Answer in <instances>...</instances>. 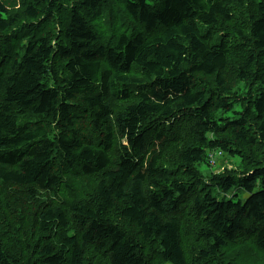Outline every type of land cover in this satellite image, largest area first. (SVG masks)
<instances>
[{
  "label": "trees",
  "instance_id": "16d2710c",
  "mask_svg": "<svg viewBox=\"0 0 264 264\" xmlns=\"http://www.w3.org/2000/svg\"><path fill=\"white\" fill-rule=\"evenodd\" d=\"M17 1L0 0V182L39 202L33 239L0 238V264H187L191 212L201 264L236 243L237 264H264V0L232 29L254 0ZM212 153L244 169L204 174Z\"/></svg>",
  "mask_w": 264,
  "mask_h": 264
},
{
  "label": "rangeland",
  "instance_id": "374dc122",
  "mask_svg": "<svg viewBox=\"0 0 264 264\" xmlns=\"http://www.w3.org/2000/svg\"><path fill=\"white\" fill-rule=\"evenodd\" d=\"M10 1V5L8 6L9 9H16L20 8V3L17 0H7ZM263 0H254L253 2H246L244 6L237 10L236 17L239 19L237 21H234L232 24H228V27L232 29L235 25L241 27L245 23V17H247L250 13L256 12V9L258 8L259 2ZM13 2H17L14 3ZM112 18L110 17V14L106 13V15L98 14L95 17V24L98 25V29L102 30V36L104 40H108L109 37L113 35L112 31H110V21ZM122 21L124 20L121 19ZM43 29V28H42ZM40 35L47 36L52 43L56 42V38L58 36V28H55L53 26L45 27ZM29 35H31V32H29ZM220 39V36H217L216 40L218 41ZM19 39H16V44L14 45V53L17 51H22L24 49L23 47V41L18 43ZM237 49V48H236ZM234 49L231 52V55L229 56L230 60V72L229 76L230 79H235V66L232 64V62L237 59L238 57L242 56L245 52L246 48L242 47L239 50ZM238 51V52H237ZM237 52V54H236ZM263 57V56H262ZM264 63V58L261 60ZM264 72V70L262 71ZM259 82L253 85V90L258 86ZM260 87V85H259ZM185 139H183L184 141ZM186 140L184 143H187ZM175 152L170 151L169 154V162L172 163L175 160L174 157ZM213 161H211V166H208L206 164L200 165V171L204 174H207L208 172L211 173H224L225 171H234V172H241L244 169V166L242 165V162L240 161V158L238 156L232 157V156H224L219 157L212 153L210 154ZM169 163H165V165H168ZM209 175V174H208ZM85 180V179H82ZM91 181L92 178H89L85 180L86 186L83 189H80V191L85 194L87 193L88 189L91 187ZM7 183L0 182V238H2L9 246L10 248H13V250L16 249L17 244H25L27 241L33 239L32 238V227H33V215L34 211L36 209V205L39 202V199L32 200L28 198L25 191L22 188H8ZM11 185V184H10ZM14 187V186H13ZM62 195L69 196V198H72V195L74 192L70 189L68 190H61ZM213 193L216 196H220L216 189L213 190ZM47 195H44V197ZM240 198H244L245 194L243 191L239 192ZM68 198V199H69ZM237 199V198H234ZM69 219V231H77L78 229V223H76L72 218ZM200 222L195 218V215L191 212L190 216L185 218V223L183 227V231L181 232V247L183 249L184 257L187 264H201L204 262L203 258L200 256L199 250L205 249L207 247L208 241L199 234L198 229L200 227ZM52 237V234H50ZM54 237V236H53ZM52 237V238H53ZM236 247L229 248L228 251H225L222 254V264H237L239 262V259H244L246 256V252L250 251L248 248L247 250L243 251V248H246L244 244L242 243H236ZM158 250V247L155 244H150L147 246V254L149 258H152L154 256V253ZM243 251V252H242ZM15 255H20L21 257H27V252L23 250L22 251H14ZM159 259L155 260L156 264H160Z\"/></svg>",
  "mask_w": 264,
  "mask_h": 264
},
{
  "label": "built area",
  "instance_id": "2783aa9c",
  "mask_svg": "<svg viewBox=\"0 0 264 264\" xmlns=\"http://www.w3.org/2000/svg\"><path fill=\"white\" fill-rule=\"evenodd\" d=\"M210 157H211V155H210ZM212 158V157H211ZM211 161H213V160H211Z\"/></svg>",
  "mask_w": 264,
  "mask_h": 264
}]
</instances>
